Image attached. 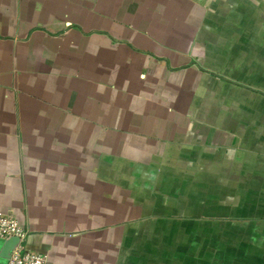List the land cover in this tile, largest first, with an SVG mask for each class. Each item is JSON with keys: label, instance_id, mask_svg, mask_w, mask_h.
Segmentation results:
<instances>
[{"label": "crops", "instance_id": "obj_1", "mask_svg": "<svg viewBox=\"0 0 264 264\" xmlns=\"http://www.w3.org/2000/svg\"><path fill=\"white\" fill-rule=\"evenodd\" d=\"M0 212L46 264H264V0H0Z\"/></svg>", "mask_w": 264, "mask_h": 264}, {"label": "built area", "instance_id": "obj_2", "mask_svg": "<svg viewBox=\"0 0 264 264\" xmlns=\"http://www.w3.org/2000/svg\"><path fill=\"white\" fill-rule=\"evenodd\" d=\"M26 236V232L13 216L0 212V239L4 241L10 238L18 239V244L11 251L5 264H46L43 255L26 248Z\"/></svg>", "mask_w": 264, "mask_h": 264}, {"label": "water", "instance_id": "obj_3", "mask_svg": "<svg viewBox=\"0 0 264 264\" xmlns=\"http://www.w3.org/2000/svg\"><path fill=\"white\" fill-rule=\"evenodd\" d=\"M17 244V238H10L5 241L0 239V263L5 264L7 262L11 251Z\"/></svg>", "mask_w": 264, "mask_h": 264}, {"label": "rangeland", "instance_id": "obj_4", "mask_svg": "<svg viewBox=\"0 0 264 264\" xmlns=\"http://www.w3.org/2000/svg\"><path fill=\"white\" fill-rule=\"evenodd\" d=\"M203 242V241H202ZM201 242V243H202ZM203 245L201 244V247H202ZM185 259H186V264H187V254H186V256H185ZM202 260L204 261L203 262V264H208L209 263V260H208V257H207V255H203L202 254Z\"/></svg>", "mask_w": 264, "mask_h": 264}]
</instances>
